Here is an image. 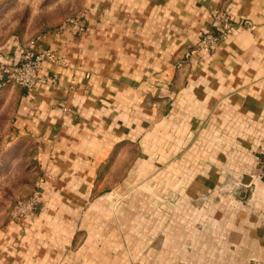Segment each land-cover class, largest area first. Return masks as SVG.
<instances>
[{"label":"crops","instance_id":"crops-1","mask_svg":"<svg viewBox=\"0 0 264 264\" xmlns=\"http://www.w3.org/2000/svg\"><path fill=\"white\" fill-rule=\"evenodd\" d=\"M216 7L230 10L233 31L194 54ZM32 46L55 51L41 74L56 84L0 88L14 94L15 133L41 145L42 199L37 214L0 229V264H135L99 239L111 228L119 241L136 221L144 231L127 238L158 264L264 259V0H82ZM104 176L122 179L106 188ZM142 179L133 214L99 212V194Z\"/></svg>","mask_w":264,"mask_h":264},{"label":"rangeland","instance_id":"rangeland-1","mask_svg":"<svg viewBox=\"0 0 264 264\" xmlns=\"http://www.w3.org/2000/svg\"><path fill=\"white\" fill-rule=\"evenodd\" d=\"M81 8L82 0H0V54L4 51L6 53V50H14L17 45L22 46V49L31 47L38 34L73 19ZM211 51L194 54L203 55ZM1 63L3 61L0 60ZM15 107L14 94L7 95L4 89L0 88V229L5 228L11 222L19 223L21 220L37 214L42 199L40 188L44 170L39 158L41 145L29 137L15 133L12 128ZM104 177L107 181L106 188L116 186L122 179V176ZM143 189L144 181L142 179L136 185L127 186L122 191H103L99 194V201L103 202L104 207L99 209V212L105 215V218L108 216L114 219L127 215L128 211L133 214L132 209L127 207V203L137 193L142 196ZM156 200L158 201V199ZM34 202L36 203L35 208L32 209L30 207ZM139 213L141 216L143 209H137L136 215ZM129 231L142 232L144 226L140 224V221L126 225V228H122L121 225L119 241L110 239L113 231L109 228L108 239H99V242L103 243L104 247H117L119 244L121 249L130 252L135 264L160 263L158 256L148 255L145 257L143 241L128 239ZM129 245L135 248L138 256L133 255V248L130 249ZM167 259L168 264H191V256L176 255L168 256ZM263 260H256L253 257L250 264H262ZM99 264L113 263L105 256L103 260L99 261Z\"/></svg>","mask_w":264,"mask_h":264},{"label":"built area","instance_id":"built-area-1","mask_svg":"<svg viewBox=\"0 0 264 264\" xmlns=\"http://www.w3.org/2000/svg\"><path fill=\"white\" fill-rule=\"evenodd\" d=\"M211 16L212 29L201 33L197 46L192 50V53L210 51L232 33L234 24L229 9L216 7L213 9ZM249 26L251 28L255 27L253 24ZM55 60L56 53L52 48L36 49L33 46L25 48L22 50L21 58L18 62L0 64V87L7 84L25 88H32L38 83L55 85L57 82L55 77L41 74L44 69V63ZM259 177L264 180V148L262 150ZM35 204L34 202L30 208L34 209Z\"/></svg>","mask_w":264,"mask_h":264}]
</instances>
